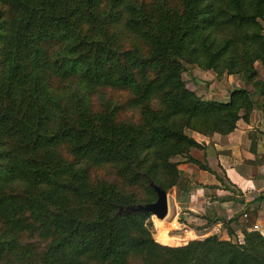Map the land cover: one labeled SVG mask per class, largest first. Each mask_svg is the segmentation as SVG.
Wrapping results in <instances>:
<instances>
[{
    "label": "trees",
    "instance_id": "16d2710c",
    "mask_svg": "<svg viewBox=\"0 0 264 264\" xmlns=\"http://www.w3.org/2000/svg\"><path fill=\"white\" fill-rule=\"evenodd\" d=\"M262 24L264 0H0V264H264L257 232L169 247L150 214L117 213L156 201L148 180L178 187L174 158L209 171L191 133H232L253 95L264 108ZM186 65L241 75L252 93L205 100ZM99 90L117 105L95 109ZM105 167L141 203L96 175ZM246 212L234 220L253 229Z\"/></svg>",
    "mask_w": 264,
    "mask_h": 264
},
{
    "label": "crops",
    "instance_id": "0c3cea01",
    "mask_svg": "<svg viewBox=\"0 0 264 264\" xmlns=\"http://www.w3.org/2000/svg\"><path fill=\"white\" fill-rule=\"evenodd\" d=\"M197 77L211 82L213 73L198 70ZM237 78L223 76L221 82L215 80L216 89L212 83L209 93L195 85L189 89L199 96L203 94L205 100L222 99L223 90L227 94L233 88H243L239 84L241 79ZM246 89L252 93L250 87ZM252 98L254 106L248 120H238L232 133L225 136L191 133L203 148L192 150L190 156L206 165L209 171L176 159L175 162L180 163L177 167L180 182L168 196L174 213L167 221L172 233H178L174 238L182 240L194 236L202 240L215 235L219 240L228 241L231 237L243 238L245 231L262 233L264 238V108L259 97L253 95ZM246 210L255 214L253 225L258 226V231L234 220L242 213L246 215ZM243 219L247 220L244 216ZM184 244L186 242L169 247Z\"/></svg>",
    "mask_w": 264,
    "mask_h": 264
},
{
    "label": "rangeland",
    "instance_id": "374dc122",
    "mask_svg": "<svg viewBox=\"0 0 264 264\" xmlns=\"http://www.w3.org/2000/svg\"><path fill=\"white\" fill-rule=\"evenodd\" d=\"M144 1L152 2V0H144ZM262 25L264 27V24H262ZM124 45L126 47L129 46L128 43H125ZM256 68L259 71V77L261 79H263L264 78V71L262 70L261 66L259 64H256ZM198 70L199 69L194 65H186L185 66V71L182 74V79L187 84L188 89H189V87H192V85H195L197 87L199 86L202 90H206V92L209 93L211 91V88H210L212 86L211 84L213 83V85H214L215 80L217 82L222 81V78H218L217 75L214 74L213 72H212L213 73V79L211 82L198 79V77H197L198 76ZM214 77H215V79H214ZM236 77H238L237 79H241V75H237ZM239 84H241L242 85L241 87H243V88L249 87V86H247V84H245V82L242 79H241V83H239ZM231 87H233V86L231 85ZM213 89H216L215 85L213 86ZM222 94L224 96L222 99L221 98H217V99L214 98L212 100L213 101L218 100V102L227 101L228 95L225 93V90H223ZM202 96H203V94L200 97L203 98ZM102 97H103L104 101H109V99H110V101L112 100L113 101L112 103L114 106L117 105L116 101L119 100V97H117V95H115V93H110L109 90H106L105 92L99 90L91 99L93 107L95 106V109L100 110L102 108V104L100 105V99ZM136 118H137V114L133 113L131 116V119L134 120ZM187 133L189 134V132H187ZM176 159L182 160L181 158L177 157V158L173 159V162H175ZM95 173L97 176L103 178L104 181H106L110 184L117 185L118 187H121L123 189L124 193L132 194L135 197L136 201L138 203H141L145 193H142V191L140 192L138 190V188H139L138 186H134L132 184H125L124 181L121 182L120 179L116 176L114 170L111 169L110 167H105V168L99 169ZM170 193H171V189L169 191H167L168 196ZM169 206L170 207H169L168 215L165 219L159 220V219H156V217H154V216H151V218H150V221L152 223V235H153L154 240L162 246H173V245L182 244L185 242L187 244L189 241L198 240L199 238H194V236H191L193 238H190V236H187V237H185V239H182V240L176 239L173 237L174 235H177L178 233H176V234L172 233V228L167 224V221H169L170 215H172L174 213V208L172 206V202H170ZM156 220L158 222H160V226H161L160 229H158L155 225ZM168 240H170V241L178 240V241H175L174 243L170 244V243H168ZM231 240H233V242H235V243H237V242L242 243L243 242V238L238 239L237 237H235V238L231 237ZM31 241H32V243H36L37 245H41V242L37 238H34ZM163 244H165V245H163ZM186 244H184V245H186Z\"/></svg>",
    "mask_w": 264,
    "mask_h": 264
},
{
    "label": "water",
    "instance_id": "95a60500",
    "mask_svg": "<svg viewBox=\"0 0 264 264\" xmlns=\"http://www.w3.org/2000/svg\"><path fill=\"white\" fill-rule=\"evenodd\" d=\"M148 185L156 194V201L147 204H136L132 206H119L118 215H135L148 213L156 219L163 220L167 217L169 211L167 192L148 180Z\"/></svg>",
    "mask_w": 264,
    "mask_h": 264
},
{
    "label": "built area",
    "instance_id": "2783aa9c",
    "mask_svg": "<svg viewBox=\"0 0 264 264\" xmlns=\"http://www.w3.org/2000/svg\"><path fill=\"white\" fill-rule=\"evenodd\" d=\"M244 217H246V215L244 214ZM253 229L255 230V231H258V226L257 225H255L254 227H253ZM261 236H263V234L262 233H259Z\"/></svg>",
    "mask_w": 264,
    "mask_h": 264
}]
</instances>
